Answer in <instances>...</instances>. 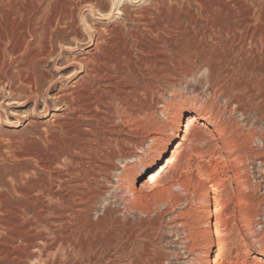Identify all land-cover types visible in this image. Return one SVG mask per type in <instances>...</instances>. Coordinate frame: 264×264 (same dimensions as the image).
Wrapping results in <instances>:
<instances>
[{"label":"rangeland","instance_id":"1","mask_svg":"<svg viewBox=\"0 0 264 264\" xmlns=\"http://www.w3.org/2000/svg\"><path fill=\"white\" fill-rule=\"evenodd\" d=\"M76 1L77 6L70 10L63 3L73 5V0H20L26 8L41 5L38 11L35 9L36 12H33L38 19L62 17L63 14L72 16L83 40L75 37L73 26L63 27L65 34L61 33L60 40L55 43L56 52L47 61L52 77L38 94L37 109L33 108V98L22 89L11 94L4 86L0 93V247H4L3 243L9 241L7 236H13L12 231L17 229L9 230L8 223L19 220L25 206L40 197L41 191L52 184L54 178L75 181L79 179L76 176L78 171L84 169L89 173L86 182L90 185L88 219L96 222L106 207H118L117 212L112 213L117 224L129 223L135 233L133 248L140 254L135 264H206L208 256L213 254L206 253L209 238L204 234V225L213 205L212 186L226 187L232 179L237 180L236 199L214 220V237L218 242L216 253L220 251L219 241L229 237L228 252L231 257H241L247 253L248 264H264V118L253 108L241 116L236 106L237 100L241 103L250 99L251 83L244 85L239 80H232L228 90L220 87L224 79H216L218 85L210 84V77L216 74L212 69L214 65L225 66L224 59L227 57H232L231 62H234L233 56L228 52L222 55L225 53L220 49L211 53L209 50L203 52L198 46L196 58L191 55L196 46V40L191 37L205 23V17L224 22L229 17L226 11H230L229 6L234 8V3L231 0H158V3L157 0H93L92 4L84 5L83 2L87 0ZM242 1L249 5L251 12L255 11L251 22L255 21L256 13L257 16L259 13L264 14V0ZM116 8L120 13H116ZM142 15L148 17L156 31L147 29L148 25L142 23ZM260 28L264 32V24ZM97 35L100 41L109 43L108 53L119 60L121 69L127 68L129 62L133 85L140 76L149 88L139 96L143 102L146 101L147 109H142L138 116L132 115L133 118L127 112L120 115L121 104H113L111 99H106L115 105L113 121L116 124L121 119L132 124L128 135L121 136L125 141L119 140L110 146V151L119 155L115 161L110 163L108 158L100 162L111 170L91 166L88 152L84 151L85 155L82 156L77 150L80 146H74L79 143L76 137L82 136L81 131H86L92 137L86 149L98 150L100 146L95 140L106 134L109 138L112 136V118L97 104L100 99H105L101 93L107 90L102 79L95 83L100 97L93 99L95 102L90 106H82L79 112L64 110L63 106L57 110V103H50L45 109L42 102L43 95H52L60 87L70 85L66 76L77 67L62 70L58 66L67 64V59L69 61L92 48L90 38L94 42ZM156 45L164 46L156 51ZM124 53L127 56L124 57ZM255 54L256 60L244 62L246 73L252 65H258L264 72V54H261L262 58L260 54ZM56 55L63 56V59L58 60ZM218 56L223 58L217 59ZM159 58L165 62H158ZM188 58L193 68L189 74H184L182 65L189 63ZM155 63L161 68L154 66ZM14 65H11V70L14 68L12 71L15 70ZM154 73L166 75L156 78ZM82 75L83 72H80L77 78ZM115 81L123 82L124 79ZM120 85L118 83L117 87ZM262 88L264 94V78ZM157 95L161 100L156 108L148 100ZM133 96L135 94L130 96V103L138 98L136 95L133 100ZM258 101L254 100L255 103ZM8 102L12 104L6 105ZM88 108L94 111L93 114H89L88 119L82 118ZM189 114L196 115L206 127L194 122L187 128V134L183 129L180 138L174 146H170L161 162L148 170L172 135L178 117L184 119ZM93 115L101 119L97 120ZM244 117L247 125L242 121ZM248 131L252 135H248ZM182 136L186 139L182 140ZM190 140H193L192 144ZM124 151L125 157H122ZM117 179H122L123 185L140 195V200L133 205L134 210L125 213L127 221L121 213L123 204L111 197L115 190L112 184H116ZM117 193L121 195V192ZM170 195L173 196L171 200L168 199ZM44 199L48 200L45 195ZM160 214L162 221L159 219ZM232 218L235 220L230 231L223 232L225 224ZM179 221H184L189 228L191 243L187 248L176 231L180 229L177 226Z\"/></svg>","mask_w":264,"mask_h":264},{"label":"bare ground","instance_id":"2","mask_svg":"<svg viewBox=\"0 0 264 264\" xmlns=\"http://www.w3.org/2000/svg\"><path fill=\"white\" fill-rule=\"evenodd\" d=\"M92 1L93 0H87L83 3L84 5H90ZM61 2L58 4L62 5ZM231 2L236 5L233 4L232 7L234 8L229 6L232 13L226 11L229 17L225 19L224 22L220 20L214 21L208 16L205 17V23L203 22L204 24H201L200 27L198 26L199 29H196L197 31L195 30L194 35L191 37L196 40V46L193 48L191 55L196 58L198 55L196 50L199 47L200 51L203 52L209 50L211 53L216 49H220L224 51V53L228 52L229 55L233 56L234 62H231L232 57H227L224 59L226 61L225 66L220 67L221 64H218L219 66L214 65L212 69H214L213 72L216 74L210 77V84L212 86L213 84L218 85L215 83V80L224 79L225 81L224 83L222 82L223 84H221L220 87L228 90L232 80H239L244 83V85L251 83L249 89L250 99L241 103L240 100H237L236 106L239 108L241 116H244L253 108L257 114H261L262 118H264V94H262V79L264 78L263 69H260L258 65H252V68L249 66L251 70L248 68V72L246 73V69L244 68V62L252 59L256 60L255 57L257 55L255 53L258 55L264 54V32H261L260 28V25L264 24V14L259 13L261 16H259V14L257 16L256 13V15H254L256 16L255 21L251 22L252 20L250 18H252L251 16L255 11L253 10L251 12L249 5H246L245 2L243 3L242 0H231ZM63 5L72 10L77 6V1L73 0L74 6L72 4H67V2L63 3ZM40 6L41 5H37L36 7L30 8V6L26 8L20 0H0V93L4 90V86L8 88L11 94L22 89L24 90L23 92L28 93L33 98L34 109L38 106L37 104H39L37 97L41 88L46 82L51 81L52 75L47 68V61L55 54V43L60 40L61 33L65 34V32H63V27H66L65 25L73 26V34L75 37L80 41L83 40L80 31L76 28V22L72 16L63 14L62 17L52 16L47 19H38L35 17L34 13L36 10L38 11ZM260 7L261 6H259V8ZM226 12L224 11L225 14H227ZM116 13H120V11L117 9ZM65 17L68 19L65 20ZM142 18L144 19L142 23L148 25V30L152 32L153 30L156 31L155 27H153V23L150 22L147 16H143ZM98 37L99 35H97L94 42L93 39L90 38L93 44L92 48L80 53L77 57L70 58L69 61L67 59V61H65L67 64L61 67L58 66V68L62 70L72 66H76L77 69L66 76V78L70 80V85L68 87H60L59 90L52 95H43L42 102L45 109H47L50 103H57V110L61 109L63 106L64 110L79 112L82 106L86 104L91 105L95 102L93 99H98L102 94L105 99H100V102L97 104L106 112L105 114H110V119L112 118L114 126V129L110 131L112 136L110 138L107 137V134V136L104 135L102 138L98 136L100 139L95 141L98 142L100 149H86L85 146L91 143L92 137L86 131H81L82 136L80 137L77 135L78 137H76L79 139V143H75L76 145L74 144V146H80L77 147V150L82 156L85 155L84 151L88 152L91 166L111 170L107 165L102 166L100 162L106 161L108 158H110V163L115 161L114 159L119 155L114 151L111 152L110 146L112 147L113 142L119 140L125 141V138L121 136L128 135L129 130L132 128V124L128 121H123L121 119L118 124L113 121L115 120L116 112L115 105L113 104L115 102L121 104L122 109L120 108V115H122V112H127L132 118L134 114L138 116L142 113V109L146 110L148 106L147 103H145L146 101L143 102L139 96L145 94L149 88L147 87L148 85H145V82H143V77L140 76H136L137 79L133 85V79L130 81L132 72L129 68V62H127V68L121 69L122 67L119 66V60L108 53L107 44L109 43H107V41H100ZM208 38L209 41H206ZM163 46L164 45H156L155 50L160 51V48H163ZM221 54L226 55V53ZM123 55L124 57L127 56L125 53ZM56 57L58 60L63 59L61 55H56ZM260 57L262 58V55ZM220 58L218 56L217 59ZM188 61L189 63L182 65L185 69L184 74H189L193 68V63H190L189 58L187 62ZM158 62H165V60L159 58ZM12 63H15L14 71H12L14 68L11 70ZM194 65H196V63ZM154 66L161 68L157 63H155ZM80 72H83V75L77 78ZM159 75L165 76L166 74L163 73L161 75L154 73L153 76L157 78ZM245 76H247V79ZM121 78L124 79L123 82L115 81ZM243 78L246 80H243ZM100 79H102L103 85L107 86V90H103L101 94L98 93V85L96 86L97 81ZM16 83L18 84L16 85ZM118 83H121L119 87H117ZM212 92H214V90H212ZM159 93L158 91V94ZM132 94H135V96L138 95L136 99L135 96L132 97L133 100L135 99V101H132L134 103H130L131 101H129ZM111 96L112 98H110ZM106 99H111L113 104ZM256 99H259V101L255 103L254 100ZM160 100V97L157 95L153 97V99L148 100V103L157 108L160 104ZM10 104L12 103H6V105ZM108 104H110L109 107ZM161 106L163 107V105ZM130 111L131 113H129ZM93 112L94 111L89 108L85 109V115L81 117L87 118L88 115L93 114ZM93 116H95L97 120L101 119V117L99 118L96 115ZM219 117L218 115L217 118ZM242 121L246 124V117H244ZM32 122L31 120V123ZM194 122H199V125L206 127L205 123L200 122L198 117L194 114H189L184 117V119H181V116L178 117V120L174 124L172 135L163 145L164 147L159 150L152 163L149 165L148 170H152L158 162H161L170 146H174L176 140L180 138V132L185 129L184 133L187 134V128L192 126ZM249 134L252 135L251 132H249L248 135ZM181 138L182 140L186 139L183 136ZM192 141L190 140L189 143L192 144ZM125 153L124 151L122 157H125ZM239 162L241 164L243 163L242 160ZM78 172L76 176L79 179L75 181L69 179L58 180L54 178L53 183L41 191L42 195L40 197H36V199L30 202L28 201L30 205L25 206L19 220L8 223L9 230H13L14 228L17 229L12 231L14 234L13 236H7L9 241L3 243L4 247H0L1 264H118V261L122 259L125 260V263L120 262L119 264H135L140 254L133 248L135 240L133 228H131L129 223L117 224L112 213L117 212L118 207H106L101 212L96 222H92L88 219L87 213L90 209L87 208V204L90 202V185L87 184L86 179L89 173L84 169ZM117 180L116 184H112L115 190L112 192L111 197H114L123 204L121 213L123 219H126L125 213L134 210L133 205L140 200V195L129 186L123 185L122 179ZM237 186L238 182L235 179H232L226 187H218L217 185L212 186L213 205L204 225V234L209 238L206 253L213 254L208 256L206 264H248L246 262L247 253H243L244 255H241V257L239 255L235 257L230 256L228 252L229 237L222 238L219 241L218 248L220 251L216 253L218 242L214 237L216 231L214 220L218 219L223 209L236 199ZM117 192H121V195H117ZM44 195L48 200H43ZM172 197L173 196L170 195L168 199ZM52 200L55 201L52 202ZM159 219L160 221L163 219L161 214ZM234 220L235 219L232 218L227 221L222 231L229 232L230 226ZM177 226L180 229H176V231L179 232L178 234H180V238H182L181 242L184 247L187 248L189 243H191V235L188 230L189 228H187L188 225H186L184 221H179ZM222 257H225V260H222Z\"/></svg>","mask_w":264,"mask_h":264}]
</instances>
